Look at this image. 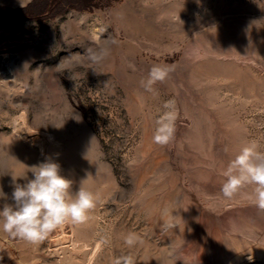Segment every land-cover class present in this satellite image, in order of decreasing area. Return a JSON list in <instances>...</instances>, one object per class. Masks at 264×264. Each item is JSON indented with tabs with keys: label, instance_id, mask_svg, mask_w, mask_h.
Segmentation results:
<instances>
[{
	"label": "rangeland",
	"instance_id": "374dc122",
	"mask_svg": "<svg viewBox=\"0 0 264 264\" xmlns=\"http://www.w3.org/2000/svg\"><path fill=\"white\" fill-rule=\"evenodd\" d=\"M23 4L0 0V187L12 203L11 175L50 158L95 206L39 246L0 230V264H264L252 188L220 190L241 147L264 151V0ZM153 65L171 71L148 92ZM166 103L175 134L159 145Z\"/></svg>",
	"mask_w": 264,
	"mask_h": 264
},
{
	"label": "clouds",
	"instance_id": "9594fccd",
	"mask_svg": "<svg viewBox=\"0 0 264 264\" xmlns=\"http://www.w3.org/2000/svg\"><path fill=\"white\" fill-rule=\"evenodd\" d=\"M24 7L23 0H20ZM115 44V39L111 40ZM88 60L93 64L101 62L109 55V49H87ZM171 69L161 65H153L146 80L140 85L145 91L152 92L157 82H163L169 76ZM165 111L156 120L153 141L159 145H167L175 134L176 114L173 105L166 103ZM32 174L11 175V201L0 187V200H4L0 207V230L14 239H20L29 244L39 246L56 229L67 223L82 224L87 219V213L95 206L94 194L83 187L72 190V181L61 175L60 165L55 160H45L29 167ZM27 172V173H28ZM224 177L221 192L227 199L233 198L242 189L251 187L250 198L260 211H264V151L258 149L255 143L247 144L228 163L222 172ZM20 180L26 181L20 183ZM175 227L165 222L162 231L167 232ZM138 238L129 235L125 244L134 246ZM114 264H133L130 257L118 258Z\"/></svg>",
	"mask_w": 264,
	"mask_h": 264
},
{
	"label": "bare ground",
	"instance_id": "6f19581e",
	"mask_svg": "<svg viewBox=\"0 0 264 264\" xmlns=\"http://www.w3.org/2000/svg\"><path fill=\"white\" fill-rule=\"evenodd\" d=\"M1 58V64L6 70H11L10 63L7 62V58L0 57Z\"/></svg>",
	"mask_w": 264,
	"mask_h": 264
}]
</instances>
